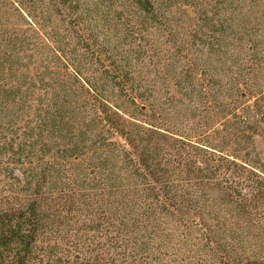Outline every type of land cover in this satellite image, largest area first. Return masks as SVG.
Returning a JSON list of instances; mask_svg holds the SVG:
<instances>
[{
  "label": "trees",
  "instance_id": "1",
  "mask_svg": "<svg viewBox=\"0 0 264 264\" xmlns=\"http://www.w3.org/2000/svg\"><path fill=\"white\" fill-rule=\"evenodd\" d=\"M12 2L28 29L0 34V158L9 153V158L14 157L25 147L21 144L25 139L31 149L39 143L47 149L49 144H55L59 161L70 159L71 175L65 179L64 167H57L55 160L37 162L28 173L19 158L12 162L14 166L20 163L21 170L17 173L8 162L4 172L14 174L16 183L33 192L19 199L16 206L0 208V264H131L109 259L98 251L82 250L78 243L74 249L68 246L65 242L68 231L62 216L59 218L50 212L59 203L52 204L44 195V188L50 191L58 187L65 189L64 185L69 181L78 183L81 180L77 171L79 159L82 155L83 161L87 159L82 145L92 132L86 116L82 115L77 93L86 96L93 92L94 96L103 97V93L111 91L118 98L112 106L107 105V99H102L100 106L94 101L92 106L96 114H104L107 130L124 142L116 141L112 148L102 146L91 157L98 163L100 181L112 183L111 172L106 174L108 164L120 161L128 164L135 174L144 170L146 178L151 177L160 184L159 192H164L156 198L162 206L179 209L188 207L191 202L200 203L201 197L191 196L187 185L183 191L167 185L168 180L164 179L167 171L160 168L161 162L157 160L154 148L140 138L137 130L141 129H131L130 125L134 123L126 124L127 120L122 117L126 113L123 104L132 106L146 117L144 121L149 130L163 136L162 130L166 128L154 122L158 115L162 116V111L153 108L148 114L143 110L147 107L146 94L151 86L141 79V72L132 70L131 60H127L130 54H142V62H150L157 52L165 55L168 61L159 60L153 66L157 71L172 73L175 79L171 85L175 92L183 91L181 94L189 98L197 95V99L207 100L208 111L213 116L221 114L225 119L222 127L212 130L211 134L202 132L194 142L188 139L198 151L192 154L193 160L182 161L180 168L182 173L199 175L195 188L198 192L211 191L218 204L225 205V232H207V245H214L217 252L225 254V258L216 254L214 264H264V162L254 143L255 135H264V91L258 80L259 72L264 71L263 38L225 30V34L206 36L203 46L196 48L192 35L183 38L169 31L168 36H163L166 42L158 40V46H155L153 42L148 44L139 39L124 54L114 43L100 40L94 32L90 22L99 18L96 17L100 13L96 3L92 5L81 0ZM162 3L158 0H123L119 9L135 24L156 26V23L161 24L160 19L166 18L167 10L164 12ZM117 13L120 21L122 13ZM51 16L65 25L67 35L73 39V43L66 42L51 28L44 33V40L55 45L52 47L53 60L59 63L62 71L59 68L49 70L47 65H40L33 52L26 53L27 31L39 32L36 27L38 17ZM229 26L232 27V22L225 20V28ZM183 56L184 63H178ZM35 60L38 63L31 68V62ZM202 66L207 67L209 80L198 85L191 73ZM37 83L46 86L43 92H33L31 87ZM183 95L179 98L182 107L190 109L189 100ZM21 115L25 116L21 118ZM20 121H23V132L27 135L23 134L24 140L16 142L4 128ZM102 125L105 128L103 122ZM204 150H211L212 161L199 158L198 152ZM204 174L210 179L207 182L201 178ZM190 185L195 186L192 182ZM135 264L149 263L137 261Z\"/></svg>",
  "mask_w": 264,
  "mask_h": 264
},
{
  "label": "rangeland",
  "instance_id": "2",
  "mask_svg": "<svg viewBox=\"0 0 264 264\" xmlns=\"http://www.w3.org/2000/svg\"><path fill=\"white\" fill-rule=\"evenodd\" d=\"M81 1H84L83 3L89 1L92 5L96 3L100 10L96 17L99 18L94 17V20L93 16L90 17L93 19L90 23L94 25V32L100 40L114 43L124 54L127 53L125 50L139 39L148 44H156L158 40L166 42L163 36H168L169 31L183 38L192 35L196 48L203 46L206 36L211 33L225 34V30L227 33L236 31L256 34L264 41V0H158L163 2L162 9L165 8L164 12L167 10V13H164L166 18L160 19L161 24L156 23V26L150 24L144 26L132 22L129 15L123 14V10L119 9L123 0ZM116 12H119L117 14L122 13L120 21ZM38 18L36 27L40 31H35V33L27 31L25 35L27 36L25 42L28 43L25 45L26 53L33 52L36 60H40V65H47L49 70L57 71L59 63L54 62L52 53V47L55 45L53 42L44 40V33L50 31L51 28L54 29L53 32L64 37L66 42L73 43V39L69 38L65 25L55 16ZM225 20L232 22V27L225 28ZM26 29L28 28L20 19L12 0H0V34ZM150 32L155 34L151 35ZM30 33L31 35L28 36ZM89 42L93 43L92 40ZM36 60L34 63L30 61L31 68L37 65ZM127 60H131L132 70L141 72L139 73L141 79L151 86L146 94L148 96L147 107L143 110L148 114L153 108L162 111V116L158 115V119L154 122L164 126L166 130H162L163 136L149 130L148 124L144 121L146 117L127 104H123L126 113L122 117L127 120L126 124L134 123L130 125L131 129H141L137 130L140 138L154 148L153 152L157 160L161 162L160 168L167 171L164 176V179L168 180L167 185L173 190L176 188L180 191H183L184 185H187L191 196L201 197L200 203L191 202L188 207L182 206L179 209L162 206L160 200L156 198L164 192H159L160 184L151 177L146 178L144 170L135 174L128 164L120 161L108 164L106 174L111 172L110 176L114 177L113 182L100 181L102 178L98 163L91 157H94L95 151L100 150L102 146L112 148L116 141L124 142L107 130L104 114L101 112L96 114L92 109L94 101H97L100 106L102 99H107L109 100L108 103L106 102L107 105L112 106L118 98L111 91L103 93V97L94 96L91 92L86 96L76 94V98L81 100L82 115L86 116L92 132L82 145L87 159L83 161L84 155L81 156L82 159H79L81 163L77 171L82 181H77L78 183L69 181L67 185H64L65 189L58 187L50 191L44 188V195L49 198V201L52 204L59 203V205H54L50 212L58 217L62 216V223L68 231V235H65V242L72 249L78 243L82 250L98 251L109 259L116 258L131 264L137 261L149 264H214L216 254L224 258L225 254L221 251L217 252L214 245H207V232L209 230L225 232V205L222 203L219 205L215 194L211 191L205 193L200 190L201 192H198L195 188L200 179L199 175L182 173L180 168L182 161L193 160L192 154L198 151L190 145L188 139L194 142L202 132L211 134L212 130L222 127L225 119L221 114L213 116L212 112L208 111V103L205 104L207 100L197 99V95L189 98L181 94L183 91H174L171 84L175 77L171 75L172 73L157 71L153 66L159 60L168 61L165 55L157 52L150 62H142V54H130ZM178 61L183 64L184 56ZM222 63V66H225V61ZM59 69L63 70L62 67ZM222 69L225 70V67ZM191 74H193L194 83L198 85H204L209 80L205 66L194 69ZM258 76L259 84L264 91V71L259 72ZM44 87H46L44 84L37 83L31 88L36 93L43 92ZM181 95L189 100L187 104H190V109L182 107L179 99ZM23 116L25 115H21V118ZM22 124L23 121H20L15 126H8L4 128V132L9 134L8 136H13L16 142H21L24 140ZM135 125H141L142 128H137ZM25 140L24 143L21 142L25 147H22V150H19L14 157L9 158L11 155L9 153L0 158V208L16 206L19 199L33 192L23 184L16 183L14 174L7 175L4 172L8 162L9 166L14 168V173H17V170L21 168L20 163L14 166L12 162L19 158L28 173L30 167L37 162L55 160L57 167L59 165L64 167L65 171L62 174L66 175L65 179L71 175L70 159L59 161L56 157L55 144H49V149H47V146L39 143L35 149H31L27 139ZM254 143L260 159L264 162V135H255ZM198 153L203 161L208 159L212 161L211 150ZM216 155L221 154L217 152ZM201 178L205 182L210 180L205 174L201 175ZM190 182L195 186L192 187ZM60 200L62 203L59 202Z\"/></svg>",
  "mask_w": 264,
  "mask_h": 264
}]
</instances>
